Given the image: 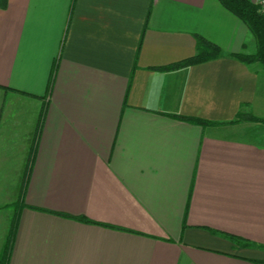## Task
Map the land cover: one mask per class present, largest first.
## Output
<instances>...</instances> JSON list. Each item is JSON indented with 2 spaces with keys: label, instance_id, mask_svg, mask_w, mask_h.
I'll return each mask as SVG.
<instances>
[{
  "label": "crops",
  "instance_id": "obj_1",
  "mask_svg": "<svg viewBox=\"0 0 264 264\" xmlns=\"http://www.w3.org/2000/svg\"><path fill=\"white\" fill-rule=\"evenodd\" d=\"M197 37L222 56L157 70ZM255 51L219 0H6L0 264L264 261V70L232 57Z\"/></svg>",
  "mask_w": 264,
  "mask_h": 264
},
{
  "label": "trees",
  "instance_id": "obj_2",
  "mask_svg": "<svg viewBox=\"0 0 264 264\" xmlns=\"http://www.w3.org/2000/svg\"><path fill=\"white\" fill-rule=\"evenodd\" d=\"M220 4L239 18L249 29L255 39L256 51L254 54H240L232 56L236 60L245 64L258 63L264 70V10L259 9L257 5H254L249 0H219ZM6 0H0V9L5 8ZM197 54L184 61L172 64L170 66L159 68V71H173L189 66L215 60L222 56L220 49L206 41L201 37H197ZM250 120L256 122H264V119L260 120L254 117H250ZM190 121L198 124H206V122L198 119H190ZM22 192L19 193L17 200L12 205L13 215L9 225L7 235L5 237L0 262L5 263L11 249L12 240L14 237V230L18 219V213L22 208ZM233 238V237H232ZM260 264H264V261H257Z\"/></svg>",
  "mask_w": 264,
  "mask_h": 264
},
{
  "label": "built area",
  "instance_id": "obj_3",
  "mask_svg": "<svg viewBox=\"0 0 264 264\" xmlns=\"http://www.w3.org/2000/svg\"><path fill=\"white\" fill-rule=\"evenodd\" d=\"M254 5H257L259 9L264 10V0H249Z\"/></svg>",
  "mask_w": 264,
  "mask_h": 264
}]
</instances>
